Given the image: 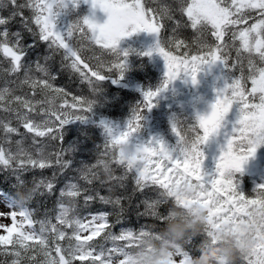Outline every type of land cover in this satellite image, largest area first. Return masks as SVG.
Instances as JSON below:
<instances>
[{
	"label": "snow or ice",
	"instance_id": "6c2138e0",
	"mask_svg": "<svg viewBox=\"0 0 264 264\" xmlns=\"http://www.w3.org/2000/svg\"><path fill=\"white\" fill-rule=\"evenodd\" d=\"M81 2L88 0H0V220L10 221L0 223V264H113L140 234L113 236L104 217L78 218L77 205L102 199L94 191L73 185L61 193L54 211L39 199L55 192L57 178L69 167L62 129L84 120L91 109L82 95H72L69 102L70 93L55 86L54 60L33 66L42 44L53 55L62 54L81 83L94 87L109 72L123 71L117 52L123 37L153 34L155 51L166 64V80L161 89L145 93L148 110L179 76L196 86L201 74L216 72L217 98L209 112L197 115L189 129L191 140L173 124L175 148L155 139L132 145L141 128L139 113L122 133L104 125L109 143L99 162L84 170L86 184L105 182L99 174L109 164L137 174L141 187L150 185L162 193L177 180L191 181L197 187L196 202L220 213L213 221L264 197L262 188L255 199H245L233 180L225 179L240 172L264 145V0H91L93 9L107 14L106 23L85 18L64 33L57 31L59 10ZM217 138L223 140L221 155L216 175H209L202 170V148ZM49 171L51 177L39 180L27 175ZM105 240L111 247H102Z\"/></svg>",
	"mask_w": 264,
	"mask_h": 264
},
{
	"label": "trees",
	"instance_id": "16d2710c",
	"mask_svg": "<svg viewBox=\"0 0 264 264\" xmlns=\"http://www.w3.org/2000/svg\"><path fill=\"white\" fill-rule=\"evenodd\" d=\"M88 12V7L79 3L76 7H69L59 10V14L55 20L57 30L64 33L69 25L77 22H82L84 15ZM190 39V37H188ZM69 43H72L69 41ZM75 43V41H74ZM47 60L55 61V69L52 74L56 77L55 86L65 88L70 93L68 100L71 102V96L82 95L91 104V109L85 114L84 120H73L66 124L62 129V146L67 150L66 161L69 167L61 174L56 181L55 192L51 195H41L39 199L47 200L49 203V211H54L60 207L61 193L66 189L75 185L81 190L94 191L98 193L100 198L89 200L83 206L77 205L76 211L78 218L86 216H102L104 217L105 225L110 229L111 235L119 236L125 233H141L147 231L154 226H159L163 223L167 214L169 204L165 203L161 197L163 193L152 186L141 187L137 181L138 176L133 172H128L119 165L109 164L106 170H102L99 178L105 182L88 185L83 180L84 170L91 168L99 162V158L104 152L105 146L109 143V137L105 132L104 125L112 128L115 133H122L127 130V125L134 120L139 113L142 116L141 128L137 132L136 145H141L142 139L148 141L147 130L144 129V121L149 118L148 109L144 107V95L147 92H156L163 87V82L158 85L159 81L149 74L150 66L147 62L141 61L133 65L136 68V76L134 81L139 90L129 87H117L109 78H114L117 81L124 77L125 74H120L115 70L109 72L106 77L98 82L94 87H88L80 82L79 78L74 75L71 70L66 67L67 60L60 53L53 55L52 50L47 44H42L39 52L33 57L32 64L40 62L45 63ZM63 60V64L61 61ZM110 63H113L110 61ZM141 65V68H137ZM134 70V72H135ZM62 72V74H60ZM120 74V75H119ZM131 78V77H130ZM129 78V82L131 79ZM157 85V86H156ZM174 90V89H172ZM168 89L160 92L153 101L154 105L168 104L169 100L177 102L178 96L174 95ZM157 106L151 108L153 109ZM168 111L172 112L176 108L174 103L169 104ZM178 110L175 111V113ZM167 116V119L173 124L177 123V114ZM2 115V114H0ZM185 114L179 111L178 126L180 129L184 126ZM155 113H153L152 130L156 126H163L165 132L170 135L169 124L163 121H157ZM170 122V123H171ZM153 132V134H154ZM144 133L145 136L142 134ZM191 133V132H190ZM142 138L139 142V139ZM29 179H44L51 177V171L41 175L39 173H28ZM114 179L108 181L109 177ZM108 181V182H107ZM43 211V210H41ZM216 215H211L213 217ZM210 218V223H211ZM213 226V224H212ZM130 246L135 247L138 243L137 239L128 242ZM103 248L111 247V241L105 240L101 242ZM86 264V262H85Z\"/></svg>",
	"mask_w": 264,
	"mask_h": 264
},
{
	"label": "clouds",
	"instance_id": "9594fccd",
	"mask_svg": "<svg viewBox=\"0 0 264 264\" xmlns=\"http://www.w3.org/2000/svg\"><path fill=\"white\" fill-rule=\"evenodd\" d=\"M161 199L169 204L163 227L138 235L137 245L125 251L127 264H264V197L233 212L227 223L214 221L218 227L196 202L197 187L191 181L172 186Z\"/></svg>",
	"mask_w": 264,
	"mask_h": 264
},
{
	"label": "rangeland",
	"instance_id": "374dc122",
	"mask_svg": "<svg viewBox=\"0 0 264 264\" xmlns=\"http://www.w3.org/2000/svg\"><path fill=\"white\" fill-rule=\"evenodd\" d=\"M84 6L88 7V12L84 15V19L88 18L91 19L94 23L97 25H103L107 22L108 16L107 14L102 11L99 8H92L91 0H88L87 3H83ZM83 19V20H84ZM57 28V27H56ZM57 30V29H56ZM58 31V30H57ZM156 38L153 34L146 33V32H134L131 35H126L123 37L117 46V52L120 53L121 56V62L125 65L122 72L116 71L120 74H125L128 77L121 78L120 80H124L129 85L133 86L136 85V82L133 78L136 76V68H132L133 65L138 63H141V61L147 62L148 66H150L149 74L153 76V78H156V81L158 82V85L163 82V86L165 84L166 80V64L164 59L155 51L156 46ZM151 53V55H146V53ZM126 53V55H125ZM112 62H115V57H113ZM137 68H141V65H138ZM135 70V72H134ZM119 74V75H120ZM215 76L216 72L213 71L212 75H205L201 74L199 77V83L196 86H193L191 82H185V78L181 75L179 76L173 83L169 84L166 89L170 90L174 95L178 96L177 102H172V100L168 101L167 106L160 104L155 105L157 106L155 110L153 109V113H155V116L157 117V121H163L165 120L169 124L170 128V135H168L163 126L158 127L156 126V131L154 133V139L162 141L164 145H166L169 149L175 148L177 144V135L172 131L173 123L167 119V116L174 115L175 111L178 110L175 115L177 114L178 120H179V111L185 114L184 116V126L183 131L187 138L191 140L193 137L189 131L190 128H192L197 120V115H204V112L206 110V107L210 102H215L216 95H215V88L219 87L220 85H217L215 83ZM131 77V78H130ZM129 78L131 79V82H129ZM157 86V85H156ZM174 89V90H172ZM189 91V93H186ZM174 103L176 106L175 109H173L172 112L168 111L170 106L169 104ZM178 120H177V127L178 126ZM149 118H147L144 121V129L150 130L152 127L148 123ZM171 122V123H170ZM143 136L144 133L142 134ZM169 137V140L171 138V142L168 143V140H163ZM136 135L132 137L131 143L132 145H136L138 139H136ZM140 138L139 140H141ZM140 142V141H139ZM223 145L222 138H217L214 140H211L207 146L202 148V151L204 152V161L202 166L206 164H213L216 166L219 156L221 155V147ZM264 155V145H260L255 152L254 157L250 158L243 166L242 170L240 172H247L249 173L253 179H252V186L257 185V181H260L256 179L257 177H261L262 174V168H257L256 170H253L250 168V164L258 166L261 159ZM244 169V170H243ZM207 172V171H206ZM227 178V177H226ZM225 178V179H226ZM264 179V178H263ZM254 184V185H253ZM217 213V212H216ZM220 215V213H217ZM218 215V216H219ZM92 217L95 218L97 216H86L85 218ZM212 219V217H209ZM227 219V216L224 217V220ZM222 221V220H220ZM0 223H9L8 220H0ZM211 223L214 225L213 227H218L219 225L215 224L213 220H211ZM221 223V222H220ZM0 234H3L2 230H0ZM134 248V247H132ZM132 248H125V251L131 250ZM121 264H127V261L125 259H121Z\"/></svg>",
	"mask_w": 264,
	"mask_h": 264
},
{
	"label": "flooded vegetation",
	"instance_id": "af4514ba",
	"mask_svg": "<svg viewBox=\"0 0 264 264\" xmlns=\"http://www.w3.org/2000/svg\"><path fill=\"white\" fill-rule=\"evenodd\" d=\"M150 140H153L152 138H150ZM250 168L253 169V170H256L257 168H262V178H264V155H263V158L261 159L260 163L258 166L256 165H252L250 164ZM202 170L206 173V174H209L207 173L206 171H211V173L209 175H216V166H214L213 164H206L204 166H202ZM244 170V169H243ZM245 171V170H244ZM243 172H237L233 177H236V178H240V181L244 184V188H243V197L245 199H255L256 196H250V190H249V187L247 186V183H248V173H244ZM233 180V179H232ZM238 180V179H237ZM233 207H235V205H233ZM238 212V211H237ZM232 214H230L231 216Z\"/></svg>",
	"mask_w": 264,
	"mask_h": 264
},
{
	"label": "water",
	"instance_id": "95a60500",
	"mask_svg": "<svg viewBox=\"0 0 264 264\" xmlns=\"http://www.w3.org/2000/svg\"><path fill=\"white\" fill-rule=\"evenodd\" d=\"M212 104H213V103H210V104L207 106V110H206L205 114H206L207 112L210 111V106H211Z\"/></svg>",
	"mask_w": 264,
	"mask_h": 264
}]
</instances>
